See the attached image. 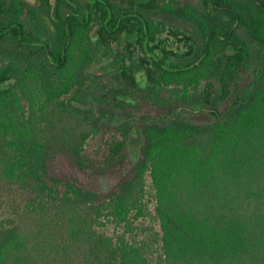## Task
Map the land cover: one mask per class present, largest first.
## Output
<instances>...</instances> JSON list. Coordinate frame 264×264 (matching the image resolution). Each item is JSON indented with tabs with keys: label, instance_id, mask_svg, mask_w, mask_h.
Instances as JSON below:
<instances>
[{
	"label": "trees",
	"instance_id": "1",
	"mask_svg": "<svg viewBox=\"0 0 264 264\" xmlns=\"http://www.w3.org/2000/svg\"><path fill=\"white\" fill-rule=\"evenodd\" d=\"M201 1L0 0V264H264V0Z\"/></svg>",
	"mask_w": 264,
	"mask_h": 264
},
{
	"label": "rangeland",
	"instance_id": "2",
	"mask_svg": "<svg viewBox=\"0 0 264 264\" xmlns=\"http://www.w3.org/2000/svg\"><path fill=\"white\" fill-rule=\"evenodd\" d=\"M32 2V0H28ZM182 3H190L194 7L201 9L202 8V1L201 0H181ZM161 19L165 22L167 29L162 33L160 38L164 41V44L167 48H171L174 51H180L183 52L186 50V45L184 42V39L182 37V33L179 30H183L184 28H187L191 31V25L186 23L184 20L177 19V18H172L168 15H163ZM173 28L174 30H177V34L173 35L169 29ZM192 32V31H191ZM190 33V32H188ZM126 44V37L122 35L119 38V41H114L112 45L114 47H118L120 50H124ZM113 57H107V58H102L94 62L91 66L90 69L94 72H103L105 73L107 70L112 69L113 67H116L115 65H112ZM140 76V74H139ZM250 78L249 72H247L244 75L243 81H248ZM214 87L216 88L217 91L220 90V84L218 81H214ZM128 101L131 100V98H127ZM137 107V106H136ZM140 112L143 113H153V114H160L162 110H159L157 108H152L149 107L147 104H140L138 108ZM192 118L197 121V122H204L207 121L211 118L207 111L202 108H195L193 110V113H191ZM141 141V136L139 133H135L134 136L132 137L130 141V153H129V158L123 162V165L121 167L122 171H125L130 164H132L137 155L138 147ZM99 142L100 140H92L89 143V152L93 154L94 156H99L101 154V147ZM102 146V144H101ZM55 169L56 171L61 174L65 175L66 177L70 178H75L79 183L82 185L97 189V190H105L110 188L115 182L116 178L118 175L116 174L118 167L110 169V171L107 174L104 175H96L94 172L90 170H84L81 171L77 168H74L71 166L69 163L65 161H57L55 162ZM115 173V174H111Z\"/></svg>",
	"mask_w": 264,
	"mask_h": 264
}]
</instances>
